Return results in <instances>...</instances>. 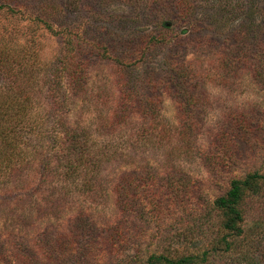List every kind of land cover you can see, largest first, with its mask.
Returning <instances> with one entry per match:
<instances>
[{
	"label": "rangeland",
	"instance_id": "rangeland-1",
	"mask_svg": "<svg viewBox=\"0 0 264 264\" xmlns=\"http://www.w3.org/2000/svg\"><path fill=\"white\" fill-rule=\"evenodd\" d=\"M65 40L83 52L88 104L76 114L82 111L97 144L107 137L96 118L119 94L121 78L147 85L163 133L143 140L153 120L134 108L126 122L116 121L123 157L104 164L92 194L64 195L66 185L48 181L46 212L36 206L33 224L16 218L11 226L6 215L23 202L2 198L0 227L12 228L10 237L43 238L29 264H142L151 254L177 258L212 248L224 235L215 200L234 178L264 173V0H0L1 50L30 44L50 57ZM8 78L0 68V85ZM100 85L109 93L102 96ZM187 94L196 102L182 104ZM187 118L194 126L180 139ZM243 209L246 227L262 231L264 189ZM253 247L244 242L241 253L253 257ZM229 257L212 259L226 264Z\"/></svg>",
	"mask_w": 264,
	"mask_h": 264
},
{
	"label": "trees",
	"instance_id": "trees-1",
	"mask_svg": "<svg viewBox=\"0 0 264 264\" xmlns=\"http://www.w3.org/2000/svg\"><path fill=\"white\" fill-rule=\"evenodd\" d=\"M47 26L44 27L48 29ZM19 44H13L15 49L0 48V68L10 80L9 84L0 85V206L4 198L19 199L24 206L17 213H7L11 226L16 218L27 221L28 225L33 224L32 214L36 206L46 212V203L49 198L51 200L50 189L44 184L48 181L49 184L60 182L66 185L64 195L73 190L92 194L95 191L93 180L102 172L104 164L123 157L115 147L116 121L126 122L134 108L146 119L153 120L144 129L143 140L154 141L160 138L161 132L159 102L148 95L147 85H129L121 78V85H117L119 94L111 103L108 101L109 104L105 100L106 110L96 118L103 124L101 129L106 128L104 134L100 127L97 132L107 137L102 146L97 144L91 128L81 119L82 111L76 114L80 105L82 109L87 106L90 86L85 85L89 76L80 47L74 40H65L63 50L49 57L44 52H34L30 44ZM100 86L104 87V90L100 89L102 96L105 91L109 93L108 85ZM196 100L192 94H187L182 104L188 106ZM183 124L178 131L180 139H185L194 126L191 118ZM140 178L145 176L134 179ZM134 179L127 180L126 188H131ZM262 189L264 173L256 171L234 178L229 190L214 203L221 214L224 235L211 241L212 248L201 254L177 258L164 253L151 254L142 264H217L212 258L221 252L230 255L226 264H264V229L247 228L243 209L248 198L260 194ZM37 201L38 205L32 203L37 204ZM10 229L0 227V264L36 261L34 253L38 248L32 247H35L36 240L39 247L46 244L43 238L26 234L10 237L13 234ZM244 242L256 246L253 247V257L241 253ZM237 251L240 258L233 256Z\"/></svg>",
	"mask_w": 264,
	"mask_h": 264
}]
</instances>
